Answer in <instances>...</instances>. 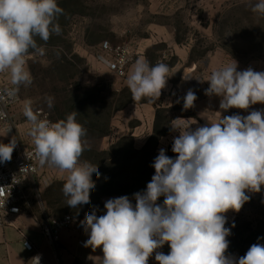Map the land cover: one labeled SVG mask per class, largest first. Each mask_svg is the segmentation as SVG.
I'll return each instance as SVG.
<instances>
[{"label": "clouds", "instance_id": "obj_1", "mask_svg": "<svg viewBox=\"0 0 264 264\" xmlns=\"http://www.w3.org/2000/svg\"><path fill=\"white\" fill-rule=\"evenodd\" d=\"M251 10L264 16V0L251 5ZM63 12L57 0H0V73L7 72L16 86L7 90L8 95L32 84L27 60L45 54L35 38L47 43L52 34L59 35L57 20ZM237 68L233 59L206 80L192 74L183 78L209 82L205 94L220 97L219 108L224 111L264 104V71ZM169 71L165 63L150 65L144 58L137 59L126 78L132 100L147 98L156 103ZM196 99L189 89L183 108L194 107ZM47 104L53 106L52 97H47ZM24 115L31 124L29 135L40 165L47 163L68 173L62 188L66 204L72 208L89 204L96 187L92 175L100 173L97 165L79 162L87 130L76 120L77 112L49 122L25 105ZM190 125L181 118L171 121L170 129L179 132L172 145L177 156L159 150L152 164L155 174L145 191L134 194L135 205L128 196H120L107 199L99 215L95 208L85 214L81 222L88 233L85 246L102 249V264H148L165 243L170 253L156 251L159 264H264V244H252L243 256L226 254L231 229L225 226V214L238 212L250 199L246 190L258 193L264 186V109L224 116L195 130ZM16 144L15 137L0 143V163L11 161ZM161 196L163 204H158ZM30 264H41V255L32 257Z\"/></svg>", "mask_w": 264, "mask_h": 264}, {"label": "rangeland", "instance_id": "obj_2", "mask_svg": "<svg viewBox=\"0 0 264 264\" xmlns=\"http://www.w3.org/2000/svg\"><path fill=\"white\" fill-rule=\"evenodd\" d=\"M257 2L259 0H79L75 6L77 15L71 17L65 26L58 22L62 31L59 35L50 36L55 40L45 44V54H36L27 60L26 68L30 71L33 82L29 86H20L16 91L18 102L14 122H26L28 133L31 124L24 115L25 105H30L35 114L39 109L51 113L53 106L80 93L75 86L77 82L82 86L90 85L98 89L100 98L114 105L117 96L113 92L127 85L117 87L126 78H120L108 69V56L101 47L106 41L113 45L129 46L134 54L131 66L139 58H144L150 65L161 62L169 66L170 77L166 87L161 90L158 101L160 107L167 109V118H181L185 124L204 126L217 122L224 116H244L239 111L225 114L217 111L202 113L197 110V106L185 110L183 97L192 89L190 81L195 78L189 81L183 77L184 74L199 77L208 74L206 66L209 58L214 56L219 61L223 59L221 67L228 65L225 59L233 58L243 65L262 64L264 71V16L251 10V5ZM176 47L189 52L188 60L183 58L186 57L184 54L176 52ZM84 54L88 58L95 57L92 68L88 67L90 65ZM62 58L72 64L65 65L61 62ZM193 61L198 67L191 71L189 67H192L190 64ZM65 71L66 76H63ZM0 81L16 87L11 84L7 72L0 73ZM208 87L205 85L198 89L196 83L197 99L213 97L205 94ZM47 97L53 98L51 108L48 107ZM205 108L211 107L208 104ZM150 115L149 105L134 103L130 107L126 106L115 112L111 123L112 132L117 126H121L120 123H124L132 131L131 134L138 135L140 143L146 142L154 126L153 121L151 130ZM111 135L107 136L108 140L112 138ZM178 135L179 132L171 131L164 136L160 140L158 154L161 148L167 154L170 142ZM22 136L25 142L30 138L24 133ZM107 138H97L96 134L89 133L83 141L85 148L105 150L112 144L107 145ZM79 162L82 163L80 160ZM44 167L46 171L59 172L52 184L66 181L67 172H61L47 163ZM49 187L40 197L32 191L30 203L38 208L40 201H45V193ZM24 195L25 206V188ZM246 195L250 199L238 212L229 210L225 214V226L231 229V234L226 238L230 241L227 253H246L252 244L264 242V239L258 240V237H264V186H261L258 193L246 190ZM105 197L109 196H104L102 203ZM132 200L134 203V199ZM233 223L235 227H232ZM159 250L162 251L160 248Z\"/></svg>", "mask_w": 264, "mask_h": 264}, {"label": "trees", "instance_id": "obj_3", "mask_svg": "<svg viewBox=\"0 0 264 264\" xmlns=\"http://www.w3.org/2000/svg\"><path fill=\"white\" fill-rule=\"evenodd\" d=\"M76 2L79 3V0H57L58 6L64 10L63 14L58 17L57 22L64 26L67 25L69 19L75 13H78L75 9ZM35 39L39 46L55 40L54 37H50L45 43L39 37ZM61 62L65 65L72 64L65 58H62ZM66 73V71L63 72V76H66ZM75 86L80 93L66 98L60 105L53 106L51 113H49L50 118L57 122L65 119L68 114L77 112L76 120L87 130V134H96L97 138H103L111 134L112 118L116 111L123 109L129 103H149L147 98L142 99L140 102H134L127 86L113 92V95L117 96V102L114 105H112V102L100 98L99 90L90 85L82 86L80 82H77ZM158 101L159 99L156 103L150 104L157 105ZM166 112V108H157L153 131L145 144L139 149L134 147L132 136L120 138L105 150L85 148L79 160L82 163L86 161L97 165L100 173L99 177L96 173L92 175L96 187L90 192V203L79 205L76 208L68 206L66 204L67 198L62 191L63 184L66 181L55 182L49 187V193H45L44 197L51 215L60 218L65 214H70L77 218L80 225H82L81 222L84 220L85 214L91 212L93 208L96 209L97 215L104 211V202L102 203L104 196L121 195L134 199L135 193L145 191L147 184L155 174L152 164L158 155L160 140L172 131L170 129L172 118H167ZM172 145L173 140L168 146L166 155L175 158L177 154L172 151ZM60 191L62 192L60 193ZM163 200L164 197L161 196L158 198L157 203L163 204ZM169 247L170 245L165 243L160 249L165 254H169Z\"/></svg>", "mask_w": 264, "mask_h": 264}, {"label": "crops", "instance_id": "obj_4", "mask_svg": "<svg viewBox=\"0 0 264 264\" xmlns=\"http://www.w3.org/2000/svg\"><path fill=\"white\" fill-rule=\"evenodd\" d=\"M74 15L77 14L75 13ZM44 46L45 45H43V47ZM175 50L177 53L181 52L182 54H184L186 57L183 58L188 60L189 52L187 50H182L180 47H176ZM84 55L85 57H87V54ZM93 58L95 59L94 56L91 58L87 57L88 63L90 65L88 67L90 68L95 65ZM234 60L237 61L236 59ZM222 61L223 59L219 61L217 59V56L209 58L208 64L206 66L208 74L203 75L201 78L206 80L213 70L221 68L223 64ZM224 61L226 62V64H230L233 61V58L225 59ZM191 63L192 64H190V66L192 65V67H189V69L192 71L196 69L198 65H196L195 61ZM237 63L238 71L245 70L249 67H251L255 71H262L263 68L262 64L257 63H248L245 65L239 63L238 61ZM131 68L132 66L129 68V72ZM196 80L197 79H193V81H190L191 88L192 90H194V92H196V82L198 83V89L205 87V85L209 86V82L207 81L199 82L198 80ZM122 86H126V79H124L123 84L119 83L117 87L121 88ZM220 99V97L215 95H213L212 98L209 97L205 99H196V101L194 102V106H197V110L202 113H210L212 111H217L225 114L229 111H239L243 113L244 116L248 115L249 112L252 110L264 109V104L257 103L255 105L250 106L248 110L231 108L224 111L219 108ZM132 104L134 103H129L127 107H130ZM141 104L149 105L151 108L150 129L152 130V123L156 116V110L160 107V105H153L150 103ZM208 104L211 107L209 109L205 108V106H207ZM25 123L16 124L15 131L12 133H7L6 135L5 131L1 130L0 143L7 144L13 137H15L16 140H21L25 147L31 146L33 144V140L29 135V131L28 133L26 131ZM120 124L121 126H117L116 129L113 130V135H111L112 133L110 134L112 137L111 139L108 140L106 136L107 145H110L114 141H117L124 136L131 135L134 138L135 147L141 148L144 145L145 141L140 143L138 135H136V133L131 134L132 131L127 128L124 123ZM192 126L194 130L195 128L199 127V125L197 124H191L190 127L192 128ZM23 133L25 136L30 137L29 140H27L26 142L23 139ZM173 133L176 132L173 131ZM57 173L59 172L52 170L46 171L44 165L39 164L37 173L33 176L31 181L26 184L25 194L27 197V205L23 206L21 214L11 218L4 226L0 227V264H30L31 258L37 254L41 255V259L44 264H102V249L97 248L95 251H93L90 246H85V242L88 239V233L80 224L62 229L59 233L58 242H52L50 239L46 238L43 235V226L53 216L47 208L45 201H40L38 205L39 209L35 205L31 204V194L33 191L37 197H40L42 193H44L45 190L49 187V185L54 182L53 178L56 176ZM115 197L120 196L105 197L104 202L109 198ZM130 200L133 203V200ZM25 241L31 243L32 249L29 250L24 246ZM79 242H83L84 246H81ZM156 251L164 253L159 249L155 250L152 256L149 257L148 264H159V262L155 260Z\"/></svg>", "mask_w": 264, "mask_h": 264}, {"label": "built area", "instance_id": "obj_5", "mask_svg": "<svg viewBox=\"0 0 264 264\" xmlns=\"http://www.w3.org/2000/svg\"><path fill=\"white\" fill-rule=\"evenodd\" d=\"M101 47L108 56L109 71L120 78H127L129 68L134 62V54L129 46L125 44L113 45L106 41L101 44ZM9 89H13V87L0 81V131H5L7 127L11 126L7 133H12L16 129L14 117L17 113L18 96L17 93L8 95L7 90ZM36 114L42 120L55 122L50 118L49 113L42 109L37 110ZM34 151V143L25 147L21 140H17L11 161L0 163V227L4 226L11 218L21 214L25 204L24 188L37 173L40 164L34 156ZM14 209L16 210L14 211ZM79 224L78 219L70 214H65L60 218L52 217L43 226V235L52 242H58L62 229ZM79 243L84 246L83 242ZM260 244H264V242H260ZM24 245L27 249H32L30 242L25 241ZM226 254L236 257L244 255L238 251ZM41 264H44L42 259Z\"/></svg>", "mask_w": 264, "mask_h": 264}, {"label": "bare ground", "instance_id": "obj_6", "mask_svg": "<svg viewBox=\"0 0 264 264\" xmlns=\"http://www.w3.org/2000/svg\"><path fill=\"white\" fill-rule=\"evenodd\" d=\"M189 81H190V79H189ZM193 81V80H192ZM197 81V80H196ZM195 83V82H194ZM197 83V82H196Z\"/></svg>", "mask_w": 264, "mask_h": 264}]
</instances>
